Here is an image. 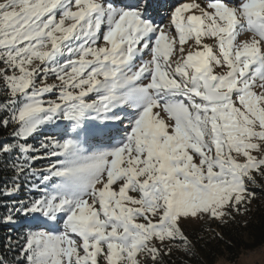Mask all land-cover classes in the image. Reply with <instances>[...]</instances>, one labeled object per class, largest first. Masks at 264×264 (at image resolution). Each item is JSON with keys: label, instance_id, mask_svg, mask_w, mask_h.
I'll list each match as a JSON object with an SVG mask.
<instances>
[{"label": "snow or ice", "instance_id": "1", "mask_svg": "<svg viewBox=\"0 0 264 264\" xmlns=\"http://www.w3.org/2000/svg\"><path fill=\"white\" fill-rule=\"evenodd\" d=\"M0 129V264L195 258L264 188V0H0Z\"/></svg>", "mask_w": 264, "mask_h": 264}, {"label": "trees", "instance_id": "2", "mask_svg": "<svg viewBox=\"0 0 264 264\" xmlns=\"http://www.w3.org/2000/svg\"><path fill=\"white\" fill-rule=\"evenodd\" d=\"M7 133L0 129V139ZM44 162H39L41 166ZM11 173L0 166V187L10 178ZM257 198L251 205L247 216L237 217L236 222L225 226H218L211 222L196 229L186 231L196 245V257L186 258L177 253L173 257L174 264H216L221 258L226 263H236L240 256L264 246V188L255 190ZM25 191H21L18 198H24ZM11 200L0 196V216L7 213ZM26 229L23 226H7L0 224V253H3L4 243L11 236L13 242L23 243ZM219 234L222 239L216 238ZM15 255V254H12Z\"/></svg>", "mask_w": 264, "mask_h": 264}, {"label": "rangeland", "instance_id": "3", "mask_svg": "<svg viewBox=\"0 0 264 264\" xmlns=\"http://www.w3.org/2000/svg\"><path fill=\"white\" fill-rule=\"evenodd\" d=\"M168 2H177V0H168ZM163 15H164V13L161 12V16H163ZM162 22L167 23V19L165 18ZM189 43H191V42H189ZM204 224H206V223L199 222V221L193 222L190 225H185V231H189L191 229H196V228H198ZM216 264H229V263H226L224 260L223 261L219 260ZM234 264H264V246L254 250V251H249V252L243 253L240 256L239 260Z\"/></svg>", "mask_w": 264, "mask_h": 264}]
</instances>
